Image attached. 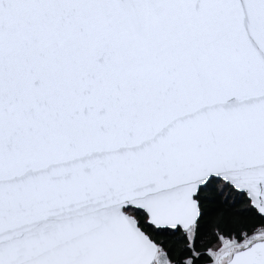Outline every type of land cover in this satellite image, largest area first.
Segmentation results:
<instances>
[{"label": "snow or ice", "instance_id": "6c2138e0", "mask_svg": "<svg viewBox=\"0 0 264 264\" xmlns=\"http://www.w3.org/2000/svg\"><path fill=\"white\" fill-rule=\"evenodd\" d=\"M0 264H264V0H0Z\"/></svg>", "mask_w": 264, "mask_h": 264}]
</instances>
